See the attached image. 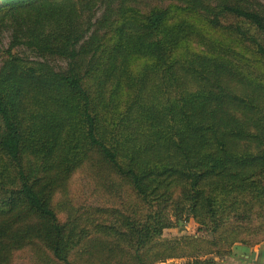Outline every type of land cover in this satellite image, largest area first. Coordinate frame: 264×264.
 <instances>
[{
    "label": "trees",
    "instance_id": "1",
    "mask_svg": "<svg viewBox=\"0 0 264 264\" xmlns=\"http://www.w3.org/2000/svg\"><path fill=\"white\" fill-rule=\"evenodd\" d=\"M97 1L102 14L83 21L86 6L72 0H0L17 27L11 46L24 39L44 59L9 52L0 76V264L19 255L30 264H154L187 249L199 257L183 264H227L201 257L264 240L243 238L264 228L240 223L264 219V0H178L229 35L212 42L218 56L187 58L174 53L192 31L168 27L165 10L144 15L126 8L129 0ZM132 57L155 65L139 88L121 70ZM85 78L97 80L94 94ZM121 83L138 92L116 130L103 115L114 113ZM150 86L153 102L137 98ZM84 168L99 181L122 179L155 207L186 202L212 241L153 242L169 227L153 208L144 219L120 214V237L86 236L70 196ZM231 216L238 222L224 227Z\"/></svg>",
    "mask_w": 264,
    "mask_h": 264
},
{
    "label": "rangeland",
    "instance_id": "2",
    "mask_svg": "<svg viewBox=\"0 0 264 264\" xmlns=\"http://www.w3.org/2000/svg\"><path fill=\"white\" fill-rule=\"evenodd\" d=\"M72 1L78 4L76 6L77 8H80L81 4L86 6L84 9L82 8L84 13L81 14V17L85 16L86 18L89 17L94 20L102 14L103 7L101 6L100 1L91 0L88 3H84L83 0ZM126 8H131L133 11L144 15L149 14L152 10L156 9L165 10L167 18L166 25L168 27L174 26L177 29L188 27L189 32L192 31L191 35L188 34L185 41L176 49L174 57L187 58L190 53L218 56L219 51H212V42L219 41L227 44L229 41V35L227 33L223 30H213L210 28L198 14L190 8H187L185 4L178 0H129L126 3ZM128 16L131 18V16L136 15L135 13L130 12ZM83 17L82 20L85 21ZM45 27L55 28L51 22ZM16 29L17 27L12 20L3 14H0V76H2V69L4 64H6V60L9 58V52L13 55L19 54L22 59L27 58V62L44 60L36 54L33 47L26 44L24 39H20V42L16 46H11L12 42H14ZM238 51L243 52L245 49L240 48ZM245 55L248 57L250 56L248 53H245ZM45 60L47 61V58H45ZM48 62L56 69L64 68L66 66V62L61 58L48 57ZM259 65L260 71L264 74V63ZM153 69H155L154 62L148 58L132 57L121 65L124 77H128L130 82L136 84L137 88L140 86V81H145L144 79L147 74ZM116 82L117 80L113 79L111 83H108V88L105 91V100H108L109 96L115 90ZM96 84L97 80L94 78L84 79V85L87 86L93 94ZM121 84L122 88L117 90L118 93L114 97V113L110 112L108 114L104 112L103 115L106 120L105 123L110 124L109 126L116 130H120L121 128L118 126V121H121V114L127 110L128 105H132L133 102L131 100L136 96V92H138L136 89L128 91L126 85L124 83ZM153 88V86H150L148 89H145L141 94L142 96L137 98L141 101L153 102ZM111 114L114 115L113 118L111 117ZM111 181L106 179H101V181L97 180L86 168L79 171L72 180L70 196L73 205L76 207L77 216L84 223L83 227L86 236H92L98 234L96 232H100L99 234L105 237L111 235L114 237H120V214L132 216L137 219H144L145 216L151 213V209L153 208V212L158 210L163 212V220L169 224V227L164 228L159 237L155 238L153 242L157 243L165 240H176L190 236L203 238L206 241H212V234L208 228L209 226L197 223L191 215L188 214L186 211V202H182L181 206L178 207L177 210L180 211L181 214V217L178 218L179 216L175 214L177 210L171 208V203L169 201L168 203L162 202L161 206L155 207L154 204L138 199L133 190L122 179L113 178ZM65 216L66 214L62 213L60 218L64 220ZM237 222L238 220L235 216H231L230 219H227L224 227L228 224H236ZM240 223L251 228H264V219H260L257 216H252L250 220L240 221ZM97 226L98 228L96 229ZM242 237L249 241H257L260 238H264V232L252 235L244 234ZM253 245L254 244H249V246ZM72 254V257H74L77 254V250ZM183 254H185V256L167 259L154 264H183L184 262L191 260L190 257L196 255V252H191L190 249H187ZM229 254L220 257H217L214 254H209L207 256L203 255L201 258L216 257L226 263V260L231 261ZM196 257H199V255H196ZM30 262L31 261L28 260L26 255H19L16 258L15 264H30Z\"/></svg>",
    "mask_w": 264,
    "mask_h": 264
},
{
    "label": "crops",
    "instance_id": "3",
    "mask_svg": "<svg viewBox=\"0 0 264 264\" xmlns=\"http://www.w3.org/2000/svg\"><path fill=\"white\" fill-rule=\"evenodd\" d=\"M229 257L231 261L226 260L227 264H264V240L253 246L236 243L232 246ZM214 259L218 260L216 257Z\"/></svg>",
    "mask_w": 264,
    "mask_h": 264
}]
</instances>
